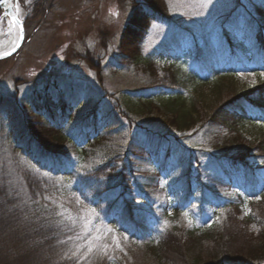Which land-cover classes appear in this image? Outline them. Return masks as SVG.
<instances>
[{
    "label": "rangeland",
    "instance_id": "374dc122",
    "mask_svg": "<svg viewBox=\"0 0 264 264\" xmlns=\"http://www.w3.org/2000/svg\"><path fill=\"white\" fill-rule=\"evenodd\" d=\"M35 1L21 0V17L26 21L33 12ZM147 1H45L44 14L29 21L26 27L27 38L23 47L15 55L0 59V97L18 102L20 107L26 106L25 101L30 102L40 94L44 96L48 93H60L66 96L67 102L73 100L77 104L81 103L84 108H91L89 112H79L80 116L93 112L94 103H97L96 100L82 102L86 96H96L99 99L98 106L103 109L102 112L97 110L96 116L104 122L99 125V130L107 136L108 142L88 146L86 155L74 150L71 144L69 148L76 176H83L108 160H111L115 170L112 172L111 181L102 182L105 184L104 189L108 188L103 196L98 198L91 190L89 196L83 198L75 193L77 179L50 176L40 171L27 158L15 153L10 122L4 109L0 108V179H6L10 186L23 193L25 190L22 187L24 182L21 172L29 170L55 188L51 194L44 196L45 203L41 200L40 203L57 208L65 228H68L66 237L71 247L68 255L72 254L75 263L78 260L79 264H97L101 261L119 264L120 261H125L128 256L126 244L134 236L121 221V218L128 214L126 209L131 212L127 200L132 202V212L136 216L147 213L153 229L163 231L172 224L169 217L177 206L173 198L170 206L162 208L159 205L154 209L144 202L133 200L141 196L137 183H142V180L135 178L130 171L133 164L128 157L125 142L131 135L150 133L166 138L173 147L174 158L183 166L182 169L174 170L173 166L169 165L165 173L162 172L156 177L158 181L153 183V189H157L154 193L157 200L163 188L170 190L174 183L182 184L181 189L186 191V174L191 170V188L195 193L199 191V194H202L212 189L221 192L223 197L229 192L240 194L246 203L242 207L243 216H248L253 212L252 209L257 210L258 206H262L264 210V203L260 205L261 194L252 183L245 182L237 174H233L227 181L221 180L222 169L225 165L229 167L226 160L220 157L224 146H218L216 143L223 130L202 125L181 134L166 130L156 112H149L145 116L137 112V107L142 101L160 103L169 96L167 84L163 81L166 76L165 69L174 67L184 73L197 70L204 76H210V69L213 70V66L217 64L213 56L217 58L227 52L229 54L226 61L232 60L227 39L230 38L233 42L235 37L242 42L244 32L264 26V0H153L162 7L164 4L169 20L153 21L141 41L139 58L126 60L121 51L123 33L137 5ZM114 12L119 15L113 14ZM0 30L4 40H9L13 34L19 38L18 29L1 17ZM252 39L254 41V38ZM253 41L246 42L245 46L251 48ZM234 44L236 47V43ZM222 46H225L226 50ZM237 50L240 52V57L236 59L237 76L241 83L256 88L264 81V71L246 64L255 53L253 49L244 52L238 48ZM150 66L153 67L155 75ZM201 66H206V69L202 71ZM79 124L77 119L66 134L82 148L91 133L83 138L78 136ZM116 131H121L123 135L120 137ZM248 132L246 136L249 141L264 138V117H255V122ZM263 154L254 151L249 156L255 176L264 181ZM108 156L111 158L107 159ZM134 165L139 166L140 170L143 168L139 162ZM149 181L153 182L151 179ZM168 190L166 193L170 192ZM185 201L183 197L179 200V206L185 205L181 222L205 227L214 221L213 212L200 211L198 206L193 205L196 199ZM218 202L220 205L225 203L220 200ZM211 207L214 208L213 205ZM90 208L96 211L93 223L99 227V232L84 235L78 217L85 215ZM73 219L76 220L75 226L72 224ZM108 228L113 231L106 232ZM255 229L256 227H253L252 230ZM77 234H80L82 239H76ZM97 234L103 236V240L96 241L97 244L111 245L106 254L96 248L80 260L79 257L87 250L85 247L80 249L78 255H73L79 245L85 244L90 236ZM114 236L119 238L123 250L115 247ZM4 239L7 240L5 235ZM239 244L233 245L232 252L243 249V244ZM13 255H8L10 259L5 261L7 264H12L10 260ZM22 255L27 257L23 264H32L31 258H35L32 253L25 252ZM257 264H264V261Z\"/></svg>",
    "mask_w": 264,
    "mask_h": 264
},
{
    "label": "trees",
    "instance_id": "16d2710c",
    "mask_svg": "<svg viewBox=\"0 0 264 264\" xmlns=\"http://www.w3.org/2000/svg\"><path fill=\"white\" fill-rule=\"evenodd\" d=\"M45 1L48 0L35 1L26 26L29 21L44 14ZM1 13L0 10V17ZM155 20H169L164 4L162 7L160 3L148 0L145 4L137 5L123 33L121 43L122 55L126 60L139 58L141 41ZM242 36V42L235 37L233 42L230 38L226 41L230 47L232 60L226 61L229 54L227 52L217 58L212 57L217 64L213 66V70L210 69V76L206 74L204 76L197 70L184 73L174 67L165 69L166 76L163 81L167 84L169 96L160 103L142 101L137 107V112L145 116L154 111L166 130L181 134L202 125L223 130L216 143L218 146H224L220 157L226 160L229 167L225 165L222 169L221 180L227 181L233 174L239 175L245 182L256 187L261 194L262 205L264 181L255 176L249 155L254 151L264 153V138L261 140L254 138L252 142L246 135L250 126L254 124L255 117H264V81L256 88L241 83L236 73V59L240 57L237 48L241 52L253 49L255 54L246 64L264 71V26L246 31ZM249 39L254 42L251 48L245 46L246 42H252ZM222 48L226 50L225 46ZM201 67L202 71L206 69V66ZM152 68L150 66L151 70ZM65 97L60 93L54 95L48 93L44 96L40 94L30 102L25 101L26 108L20 107L18 102L10 98L0 97V108L6 113L14 136L13 150L50 176L77 179L75 193L78 196L86 198L93 190L99 198L108 191V188L104 189L105 184L102 182L111 181L112 172L115 170L111 160L98 165L96 169L83 176H76L69 146L72 145L74 150L86 155L88 146L108 142L107 136L99 130V125H103L104 122L98 120L96 116L97 110L102 112L103 109L98 106L99 99L96 96H86L82 102L96 100L97 103H94L93 112L80 116L79 112H89L91 108H84L81 103L77 104L73 100L67 102ZM77 119L80 121L78 136L83 138L91 133L82 148L66 134ZM116 133L120 137L123 135L121 131ZM119 140L125 142L123 139ZM125 145L133 164L130 171L135 178L142 180V183H137L141 196L133 200L144 202L154 209L159 205L162 208L170 206L173 198L177 206L169 217L172 224L159 231L149 224L147 213L143 212V215L136 216L132 212V202L127 200L131 212L125 208L128 214L124 215L121 221L134 236L126 244L128 256L119 264H257L264 261L262 206L260 208L258 206L257 210L252 209L253 212L248 216H243L242 207L246 203L240 194L229 192L223 197L221 192L212 189L202 194H199V191L195 193L191 188L193 179L191 170L186 174L188 178L186 191L181 189L182 184L174 183L170 190L163 188L157 200L154 194L157 189H153V183L158 181L156 177L162 172L165 173L169 165L173 166L174 170L183 167L174 158L173 147L166 138L150 133L131 135ZM110 158L108 156L107 159ZM135 162L143 165L142 170L139 166L135 167ZM21 176L24 182L22 187L25 190L23 193L10 186L6 179H0V264H7L5 261L10 259L8 255L12 254H14L10 260L12 264H23L27 258L26 255H22L25 252L35 256L31 258L32 264H77L73 261L72 254L68 255L71 248L66 237L68 228H65L57 208L43 204L44 196L51 194L55 188L29 170H22ZM167 190L170 192L166 193ZM181 197L186 199L185 202L196 199L193 205L198 206L200 211L213 212L214 221L205 227L181 222L185 212V205L179 206ZM40 200L43 203H40ZM218 200L225 203L220 205ZM253 227H256V232L252 230ZM4 235L7 240L4 239ZM239 243L243 244V249H239L238 253L232 252L233 245ZM97 264L107 263L101 261Z\"/></svg>",
    "mask_w": 264,
    "mask_h": 264
},
{
    "label": "snow or ice",
    "instance_id": "6c2138e0",
    "mask_svg": "<svg viewBox=\"0 0 264 264\" xmlns=\"http://www.w3.org/2000/svg\"><path fill=\"white\" fill-rule=\"evenodd\" d=\"M4 3H7L8 0H3ZM207 2H210V0H207ZM113 14L115 15H119L118 12H114ZM16 23L20 26L21 30L23 28L22 22L19 21L18 19L16 20ZM23 37L20 36V39H22ZM18 46V44H17ZM12 51H15V47H13ZM2 55L7 56L10 55V52H4L2 53ZM82 203V201H81ZM61 207H63V205H61ZM62 214V213H61ZM96 211L93 208H90L88 210L87 213H85V215L78 217V219L81 222V228H82V232L84 233V235H87L88 233H98L99 232V227L94 225L93 223V219L96 216ZM186 215V214H185ZM165 223L167 224V221H165ZM72 224L73 226H75L76 224V220L73 219L72 220ZM106 232H112L113 229H106ZM76 239H82L80 234H77ZM126 239V237H125ZM103 240V236L101 235H93L90 236L86 241L85 244L79 245L77 247V252L73 253L74 256L78 255L80 252V249L85 248L86 247V251L83 252V254L79 257L80 260L84 259L85 257L88 256L89 253H91L94 249L99 248L101 251L105 252V254L107 253V250L111 247L110 244L107 243H103V244H97L96 241H101ZM113 242L115 243V247L118 249H122L121 244L119 242V238L118 237H113ZM77 264H79V260L77 261Z\"/></svg>",
    "mask_w": 264,
    "mask_h": 264
},
{
    "label": "water",
    "instance_id": "95a60500",
    "mask_svg": "<svg viewBox=\"0 0 264 264\" xmlns=\"http://www.w3.org/2000/svg\"><path fill=\"white\" fill-rule=\"evenodd\" d=\"M0 10H2V17L5 18L7 22H9L13 27H17L19 31V39L17 42L18 46L16 44L15 51H9L10 55H1L0 59H3L15 55L23 47L26 40V30L25 22L20 16V0H8L7 3H4L3 0H0ZM17 19L22 22V30L20 26L16 23ZM20 36H22L23 38L20 39Z\"/></svg>",
    "mask_w": 264,
    "mask_h": 264
},
{
    "label": "bare ground",
    "instance_id": "6f19581e",
    "mask_svg": "<svg viewBox=\"0 0 264 264\" xmlns=\"http://www.w3.org/2000/svg\"><path fill=\"white\" fill-rule=\"evenodd\" d=\"M11 25V24H10ZM12 26V25H11ZM18 39L16 35H12L9 40H4L3 33L0 30V55L4 52H9L16 46Z\"/></svg>",
    "mask_w": 264,
    "mask_h": 264
}]
</instances>
